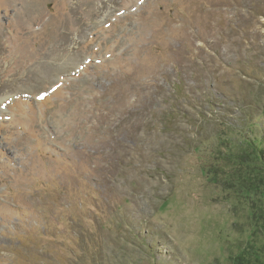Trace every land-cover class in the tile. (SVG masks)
Here are the masks:
<instances>
[{
	"label": "rangeland",
	"instance_id": "rangeland-1",
	"mask_svg": "<svg viewBox=\"0 0 264 264\" xmlns=\"http://www.w3.org/2000/svg\"><path fill=\"white\" fill-rule=\"evenodd\" d=\"M0 57V264H264V0H0Z\"/></svg>",
	"mask_w": 264,
	"mask_h": 264
},
{
	"label": "trees",
	"instance_id": "trees-1",
	"mask_svg": "<svg viewBox=\"0 0 264 264\" xmlns=\"http://www.w3.org/2000/svg\"><path fill=\"white\" fill-rule=\"evenodd\" d=\"M255 143V142H254ZM258 144V143H257ZM260 144V143H259ZM259 144L257 145L258 147V151H259V153L261 154V156H263L264 157V149L262 148V147H260L259 146Z\"/></svg>",
	"mask_w": 264,
	"mask_h": 264
},
{
	"label": "bare ground",
	"instance_id": "bare-ground-1",
	"mask_svg": "<svg viewBox=\"0 0 264 264\" xmlns=\"http://www.w3.org/2000/svg\"><path fill=\"white\" fill-rule=\"evenodd\" d=\"M1 60H4V58L3 57H0V62H1Z\"/></svg>",
	"mask_w": 264,
	"mask_h": 264
}]
</instances>
